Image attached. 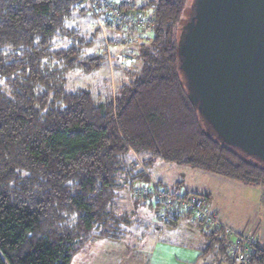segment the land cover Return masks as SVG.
Wrapping results in <instances>:
<instances>
[{"label":"trees","instance_id":"obj_1","mask_svg":"<svg viewBox=\"0 0 264 264\" xmlns=\"http://www.w3.org/2000/svg\"><path fill=\"white\" fill-rule=\"evenodd\" d=\"M191 3H121L151 12L152 36L136 46L140 68H126L118 89L97 101L66 86L72 72L102 59L87 53L91 38L64 25L76 5L88 9L85 0H0V264H70L89 242L122 238L132 216L117 208L120 191L150 184L148 166L158 160L264 183V162L223 143L188 98L177 42ZM56 37L67 44L53 47ZM128 152L139 158L128 163ZM147 194L160 210V198ZM180 213L188 215L163 207L158 216L172 225ZM202 230L203 253L217 249V264H231L224 231ZM250 264H264L263 247Z\"/></svg>","mask_w":264,"mask_h":264},{"label":"water","instance_id":"obj_2","mask_svg":"<svg viewBox=\"0 0 264 264\" xmlns=\"http://www.w3.org/2000/svg\"><path fill=\"white\" fill-rule=\"evenodd\" d=\"M177 54L207 128L264 162V0H192Z\"/></svg>","mask_w":264,"mask_h":264},{"label":"rangeland","instance_id":"obj_3","mask_svg":"<svg viewBox=\"0 0 264 264\" xmlns=\"http://www.w3.org/2000/svg\"><path fill=\"white\" fill-rule=\"evenodd\" d=\"M147 1L154 0H132V3L135 7L140 8ZM188 11L190 12V8L186 10V13ZM64 25L69 28H76L85 34L87 38H91L92 44L87 48V53L99 54L102 58L99 66L90 72H72L69 75L66 86L69 90L79 87L85 88L89 90L97 101L108 99L109 95L118 89L127 77L125 72L126 68L135 70L140 68L141 62L134 57L137 52L136 46L141 40L147 41L152 36L151 31H145L140 36H137L134 33L135 31H131L132 33L130 32L129 36L123 35L125 33H121V31H111L107 26H101L95 14L91 13L89 9L83 10L82 5H76L71 10V15L65 20ZM66 44L67 40L56 37L53 40L52 46L58 47ZM137 157L132 152L131 154L129 152L125 154V160L128 163H131L134 158H139ZM148 171L152 180L154 182L156 180L160 187L167 190L175 192L190 191V194L194 192L200 195H202V192L209 193L211 199L208 201L206 199L208 205L226 222L225 225L230 226L236 233L249 232V234L256 237V234L259 233L255 229L256 225H253L254 227L252 226L245 231L241 230L246 226L253 212L259 213L258 216L261 220L260 232L262 240L264 241V183L245 184L240 180L227 178L204 169L161 160L156 161L152 166H148ZM149 194L154 196V193H148L147 196ZM144 199L142 195H134L129 189L120 191V195L118 196L119 205H117V208L120 211H129L132 216V223L129 225L125 236L122 237V240L125 241L124 245H126L122 247L123 251L130 246L127 248L129 252L138 251L149 256L155 250L159 241H168L175 245L181 244V241L184 240L185 244H190L187 241V224L183 218L179 219L176 226H167L168 224L161 220L163 218L162 215L160 217L158 214L156 215V211L159 214L163 212V207L159 206L158 208L160 210H155L154 205L149 207L150 204L148 201L142 203ZM135 201L141 203L136 205ZM152 222L162 226L156 229V226ZM184 230H186L184 232L186 234L184 235L183 233V236H181L178 232ZM197 231L196 233H198ZM98 240L86 244L73 258H88V255H79L83 253L93 255V253L103 249L104 246H107L105 247L106 251H113L115 249L113 240ZM102 240L110 243L103 245L101 244ZM103 241L102 243H104ZM255 248L253 249L254 251Z\"/></svg>","mask_w":264,"mask_h":264},{"label":"built area","instance_id":"obj_4","mask_svg":"<svg viewBox=\"0 0 264 264\" xmlns=\"http://www.w3.org/2000/svg\"><path fill=\"white\" fill-rule=\"evenodd\" d=\"M128 1L130 0H85V5L91 13L95 14L101 26H107L114 32H124L123 35L126 36H129L131 31H135L134 33L140 36L151 28V16H149L151 12L146 14L145 11L140 13L126 10L121 6V3ZM132 193L139 196L143 193H155L167 211L171 213H174L176 209L186 211L190 216V221L201 226L207 233L213 229H222L229 239L227 247L231 264H250L251 253L254 252L253 249L257 245L256 237L249 232L236 233L221 222L210 210L203 195L196 193L185 195L159 190L152 179L148 185L135 184Z\"/></svg>","mask_w":264,"mask_h":264},{"label":"crops","instance_id":"obj_5","mask_svg":"<svg viewBox=\"0 0 264 264\" xmlns=\"http://www.w3.org/2000/svg\"><path fill=\"white\" fill-rule=\"evenodd\" d=\"M203 193V192H202ZM207 195V201L211 199V195L209 193H203ZM123 198V197H122ZM148 203L150 204L149 201L150 198L145 199L144 201L142 200V203ZM141 202L135 201L136 205H139ZM208 205V203H207ZM135 206V205H133ZM152 204L149 205L151 207ZM210 210H212L211 206L208 205ZM125 208V207H123ZM155 210H157L155 208ZM213 211V210H212ZM214 212V211H213ZM217 216V218L223 222L224 224L226 223L223 221L221 217L217 214V212H214ZM159 214L156 211V215ZM259 214V213H258ZM257 212H253V215L249 217V220L244 228H242L241 231H245L246 229H250L253 225L255 229H257L258 234H256L258 243L257 245L259 247L264 248V241L262 240L261 237V228H260V218L258 216ZM173 217H176V221L172 225H167V226H176L177 222L179 219L183 218V220L186 222V226L188 229V238L187 241L190 244H185L184 240L181 241V244H175L173 245L171 242L168 241H159L158 244L155 247V250L150 253L149 256L142 254L141 252H129L127 248L125 251L122 250V247L126 246L125 241L121 239L118 240H113V246L115 249L113 251L109 250L106 251L104 246L103 249H101L99 252L93 253V255L89 253H83L79 256L83 255H88L87 257L84 258H72L70 264H217L219 260V255L217 252V249L211 250L209 252L203 253V250L206 246V236L203 233L202 227L194 224L190 221V216L185 214V213H180V214H172ZM253 218V219H252ZM257 219V220H256ZM164 223V218L161 219ZM252 220V221H251ZM258 222V223H257ZM153 223V222H152ZM153 225L156 226V229L160 228L162 225H156L154 222ZM227 225V224H226ZM253 226V227H254ZM262 226V224H261ZM230 227V226H229ZM196 230H198L196 233ZM181 231L178 232L181 236H183V233L185 232ZM130 234L133 235V233L130 232ZM186 233H184L185 235ZM96 241V240H95ZM93 241V242H95ZM99 241V240H97ZM103 241V240H102ZM101 244L103 245H108L110 242L108 241H103L104 243ZM102 245V246H103ZM91 256V257H90ZM91 259V260H90ZM221 260V257H220ZM78 261V262H77ZM86 261V262H85ZM221 264H229V261L225 260V258H222Z\"/></svg>","mask_w":264,"mask_h":264}]
</instances>
